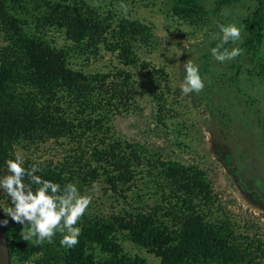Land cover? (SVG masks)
<instances>
[{"label": "trees", "instance_id": "16d2710c", "mask_svg": "<svg viewBox=\"0 0 264 264\" xmlns=\"http://www.w3.org/2000/svg\"><path fill=\"white\" fill-rule=\"evenodd\" d=\"M240 1L218 0V5ZM257 3L247 20L244 44L253 53L262 43L264 30V0ZM176 9L194 12L188 7ZM95 12L75 1L48 0L35 6L28 0H0V177L9 174L6 161L15 158L17 147L30 151L50 144L55 150L53 160L27 161L25 168L38 164L36 174L43 179L61 186L74 183L80 191L101 181L124 197L139 188V176L155 175L153 185L146 188L157 205L107 215L84 214L78 222L79 243L73 248L61 246L60 233L51 243L26 241L21 236L23 225L10 218L15 229L12 233L6 229L9 256L27 260L41 254L38 264H147L142 257L125 254L118 239L125 233L158 257L157 264H252L251 255L236 243L231 230L212 220L215 193L203 173L155 158L142 145L115 134L114 121L134 110L131 73L75 70L64 50L31 29L33 24L35 28L57 26L65 29L78 52L92 54L102 44L119 52L124 67L138 65L131 44L135 32L121 25L109 39L108 19ZM157 100L161 119L164 101L162 96ZM24 183L35 191L37 185L29 177ZM5 218L0 212L1 221Z\"/></svg>", "mask_w": 264, "mask_h": 264}, {"label": "rangeland", "instance_id": "374dc122", "mask_svg": "<svg viewBox=\"0 0 264 264\" xmlns=\"http://www.w3.org/2000/svg\"><path fill=\"white\" fill-rule=\"evenodd\" d=\"M28 1L40 6L48 0ZM74 1L108 19L109 39L121 25L133 30L135 39L131 44L138 65L124 67L119 52L102 44L92 54L78 52L65 29L57 26L35 28L33 24L31 29L53 47L64 50L68 65L75 70L94 74L125 69L131 73L134 110L114 121L115 134L142 145L155 158L203 173L215 193L212 220L223 222L231 230L236 243L251 255L252 264H264V30L256 53L244 45L247 20L256 11L257 0L222 7L218 0H65ZM180 7L194 12H179L176 8ZM221 24H235L241 29V40L225 47L243 49L235 59L224 63L215 61L210 52L218 43L211 40V34L218 32ZM2 44L0 36V48ZM189 59L198 65L205 87L184 95L183 65ZM157 96L164 101L161 119ZM40 147L28 151L20 146L16 154L24 162L54 159L55 150L50 144ZM153 177L139 176V188L127 197L109 191L101 181L84 187L81 194L90 197L85 214L107 215L123 208L156 206L153 192L146 188L153 185ZM9 203L7 193L0 190V207ZM7 219L6 226L0 225V248L7 245L6 229L11 233L15 229L10 217ZM118 239L127 256L142 257L147 264L159 263L158 257L125 233L118 234ZM41 258V254L27 260L11 258L8 252L7 264H38Z\"/></svg>", "mask_w": 264, "mask_h": 264}, {"label": "clouds", "instance_id": "9594fccd", "mask_svg": "<svg viewBox=\"0 0 264 264\" xmlns=\"http://www.w3.org/2000/svg\"><path fill=\"white\" fill-rule=\"evenodd\" d=\"M218 28V32L211 34V40L218 43L211 47L210 52L215 61L224 63L242 53L243 49L239 47H225L229 42L235 45L241 40V29L235 24H221ZM183 72L181 91L184 95L200 92L205 87L199 67L191 59L184 63ZM6 167L9 174L0 177V190L7 193L10 203L0 209L13 222L23 225V229L27 226V231H21L22 238L26 241L35 238L37 244L45 241L51 243L60 233L61 246L75 247L79 243L81 231L78 222L90 204V197L82 195L74 183L61 186L43 179L36 174L40 171L39 165L25 168L24 158L19 154L14 159H8ZM26 176L32 184L37 185L35 191L24 183ZM8 223L7 218L0 221L3 226Z\"/></svg>", "mask_w": 264, "mask_h": 264}, {"label": "water", "instance_id": "95a60500", "mask_svg": "<svg viewBox=\"0 0 264 264\" xmlns=\"http://www.w3.org/2000/svg\"><path fill=\"white\" fill-rule=\"evenodd\" d=\"M8 259V248L4 246L3 248H0V264H7Z\"/></svg>", "mask_w": 264, "mask_h": 264}, {"label": "flooded vegetation", "instance_id": "af4514ba", "mask_svg": "<svg viewBox=\"0 0 264 264\" xmlns=\"http://www.w3.org/2000/svg\"><path fill=\"white\" fill-rule=\"evenodd\" d=\"M0 247H1V238H0Z\"/></svg>", "mask_w": 264, "mask_h": 264}]
</instances>
